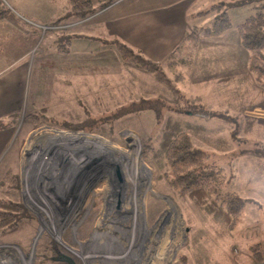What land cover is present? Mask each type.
Returning <instances> with one entry per match:
<instances>
[{
  "label": "rangeland",
  "instance_id": "1",
  "mask_svg": "<svg viewBox=\"0 0 264 264\" xmlns=\"http://www.w3.org/2000/svg\"><path fill=\"white\" fill-rule=\"evenodd\" d=\"M60 1L59 8L66 3ZM198 1L189 11L190 22L206 28L214 14L197 17L199 3L209 0ZM90 17L66 32V38L52 27L42 30L44 37L31 54V59L50 54L53 46L69 39L71 53L66 56L78 71L50 80L53 89L60 81L69 86L53 90L45 105L38 102L34 108L38 116L26 112L8 122L13 130L10 146L22 147L20 185L25 201L23 206L20 187L12 183V176L0 185V201L20 203L32 222L0 235V245L14 249L19 264L22 260L65 264V258L75 264H171L178 252L183 253L186 235L194 240L206 223L189 199L178 198L159 179L145 152L146 146L156 147L168 117L187 118L198 131L201 126L199 136L190 137V143L208 155V164L221 169L222 191L247 201L228 245H236L235 264H254L252 246L264 245V103L256 106L263 102L264 87L244 76L245 64L238 59L218 61L213 56L217 50L205 41L191 52L187 64L175 68V74L163 68L183 95L175 101L166 85L152 75L123 64L114 43L139 51L117 37L103 42L87 37ZM142 100L148 104L141 106ZM29 116L33 121L29 122ZM70 149L76 151L74 157L66 156ZM12 156L9 150L0 164V175ZM90 162L101 167L88 178L85 169ZM116 168L120 185L114 177ZM47 245L54 247V257Z\"/></svg>",
  "mask_w": 264,
  "mask_h": 264
},
{
  "label": "crops",
  "instance_id": "2",
  "mask_svg": "<svg viewBox=\"0 0 264 264\" xmlns=\"http://www.w3.org/2000/svg\"><path fill=\"white\" fill-rule=\"evenodd\" d=\"M0 1L24 23L23 28L18 29L6 22H0V164L9 150H13V156L6 167L2 169L0 185L4 183L7 176H12V179H14L12 183L15 184L16 188L17 186L20 187L21 192L18 193V196L24 206V190L23 188L21 189L20 185L22 147L16 146L13 149L10 146L13 130L8 125V122L14 117H21L26 112L38 116L34 112L38 102H41L40 105H45L49 100V94L53 90L62 91L69 86L65 81H60V84L53 89L54 85L50 84V80L54 77L74 75L78 71L74 61L70 60V56H66L71 53L70 46L72 45L69 39L64 42V45H67L65 54L59 53L57 48L53 46L54 51L50 54H41L39 57L31 59V54L38 41H41L44 37L41 29L52 27L53 31H58L63 38H66V32L71 28L77 27V25L79 26L82 21L75 22L71 19L67 1L61 8L56 5L61 2L60 0L54 2L49 0ZM232 1L235 0H220V2L216 3H213V0L211 2L209 0L199 3L196 13L197 17L209 14L212 7L222 4L225 11L227 10L226 15L231 28L218 36H211L207 31L203 30V32L196 35V49L200 42H211V50H217L213 53V56L218 61H235L238 59L239 63L245 64L246 72L244 76L247 79H251L252 76L248 72L249 53L241 47L235 26L242 23L243 18L250 16L251 11H254L256 6L262 5L261 11H264V0H244L240 4H232ZM197 2L199 1L118 0L108 8L92 15L89 19L91 23L86 25L85 33L87 37L92 35L93 38L102 42L103 39H108V37H117L139 51L141 55L142 53L146 54L149 57L147 60H151V62L156 60L164 61L175 52L177 43H179L182 35L196 29L208 28L201 27L199 26L200 24L191 25L190 18L193 15H190L189 11ZM61 9H63L62 12H60ZM212 13L214 14V20L216 14L213 11ZM236 15L235 22H232ZM39 33L40 37L37 36ZM216 46L217 49L215 48ZM252 85L257 90V86L255 84ZM61 94L66 96L64 92ZM261 103H264V99L263 102H258L256 106L261 105ZM243 109L240 108L241 111ZM73 152L74 154L76 153V151H71L70 149L69 155L66 156L74 157ZM65 154L64 152L63 155ZM61 165L63 166V164ZM61 165L60 167H62ZM14 170L15 174L12 175ZM232 245L234 246L232 253L235 254L236 245L230 244V248ZM252 247L253 252L256 251L258 253L256 255L253 253L250 261L254 264H264V261H261L264 258V251L261 253L263 254L262 256L260 254L261 247L258 244H254ZM224 252L226 253V251ZM215 254L213 250L212 257ZM226 255H230V250ZM231 257L229 256V258ZM233 262L231 260L227 264H233Z\"/></svg>",
  "mask_w": 264,
  "mask_h": 264
},
{
  "label": "trees",
  "instance_id": "3",
  "mask_svg": "<svg viewBox=\"0 0 264 264\" xmlns=\"http://www.w3.org/2000/svg\"><path fill=\"white\" fill-rule=\"evenodd\" d=\"M66 1L69 7V16L75 21H82L98 11L108 8L118 0ZM241 2L244 0H235L232 1V4H240ZM262 8V5L256 6L252 15L235 26V31L241 47L250 54L248 59L249 74L255 83L264 87L262 83L264 81L262 77L264 76V57L261 53L264 49ZM211 11L216 14V17L208 28L196 29L182 35L175 52L162 64L153 63L144 58L141 53H134L123 44L114 43L122 63L137 67L152 75L157 82L166 85L170 91V97L174 98L175 101L179 97V99H183V95L181 97L180 92L173 87L174 85L167 79L162 70L165 68L174 73L173 71L177 66L187 64L192 57L191 52L197 47L196 35L203 30L211 36H218L231 28L222 4L212 7ZM0 22H6L18 29H22L24 25L23 21L1 1ZM66 46L64 43H59L56 48L59 53H66ZM258 61L260 65H257ZM175 78L178 80L179 76L176 75ZM177 82L174 81V83ZM140 104L146 106L148 103L142 100ZM179 107L180 110H183V104ZM33 118V116H29V122L33 121ZM199 129L201 130V126ZM200 130L198 131V126L187 118L182 120L168 117L160 132L156 147L146 146V159L155 165L159 179H163L164 184L178 198L186 197L189 199L204 216L206 223V227L201 231L199 237L193 240L192 235H186L187 241L183 246V253L178 252L171 264H227L231 260L233 262L234 246L232 245L230 248L228 242L231 243L232 232L247 205V201L241 199L236 193L222 191L224 178L221 169L208 164L209 157L206 153L192 148L190 137L197 138ZM73 137L75 138V136ZM0 208V235L2 236L22 230L32 222L31 216L18 203L0 201ZM49 246L47 245L45 248L54 257L55 249ZM228 249L230 255L227 256ZM213 250L216 254L212 257ZM263 251L264 245L261 247L260 254ZM253 253L256 255L258 252L254 251ZM229 256L232 257L229 258Z\"/></svg>",
  "mask_w": 264,
  "mask_h": 264
},
{
  "label": "built area",
  "instance_id": "4",
  "mask_svg": "<svg viewBox=\"0 0 264 264\" xmlns=\"http://www.w3.org/2000/svg\"><path fill=\"white\" fill-rule=\"evenodd\" d=\"M47 28H42L41 30H46ZM12 249L11 247L8 246H4V245H0V264H12L13 262L15 264H19V262H17L16 257L12 254ZM19 250V249H18ZM17 258H19V256L16 254ZM13 258V259H12ZM20 259H24L20 256ZM19 259V261H20ZM20 264H26V261L22 262L20 261Z\"/></svg>",
  "mask_w": 264,
  "mask_h": 264
},
{
  "label": "flooded vegetation",
  "instance_id": "5",
  "mask_svg": "<svg viewBox=\"0 0 264 264\" xmlns=\"http://www.w3.org/2000/svg\"><path fill=\"white\" fill-rule=\"evenodd\" d=\"M97 165V163H95V162H90L89 163V165H88V167H86V169H85V172L88 174L87 175V177L89 178V177H91V175H92V172L94 173V174H97V172H98V170H97V167H101L100 165L99 166H96ZM92 166H95V168H92ZM92 169H95V170H93L92 171ZM115 172V171H114ZM76 176H78V175H76ZM114 177H115V181H116V183L117 184H121V179L119 178H117L116 177V175H115V173H114ZM120 177V176H119ZM76 181H78V179H76ZM79 183V182H78ZM72 184H73V182H72ZM76 184V183H75ZM75 184H73V185H75ZM71 189H72V185H71ZM65 259H67V261L65 260ZM64 259V261H65V264H69V262H71L72 264H75L72 260H70L69 258H65Z\"/></svg>",
  "mask_w": 264,
  "mask_h": 264
},
{
  "label": "water",
  "instance_id": "6",
  "mask_svg": "<svg viewBox=\"0 0 264 264\" xmlns=\"http://www.w3.org/2000/svg\"><path fill=\"white\" fill-rule=\"evenodd\" d=\"M115 175H116V177L119 179L120 177H119V174H118V171H117V168L115 169ZM66 261H67V259H65ZM69 264H72L71 262H69Z\"/></svg>",
  "mask_w": 264,
  "mask_h": 264
}]
</instances>
